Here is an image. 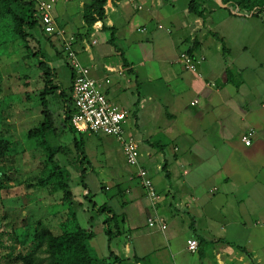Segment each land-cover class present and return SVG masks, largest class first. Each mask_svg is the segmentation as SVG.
<instances>
[{"label":"crops","instance_id":"obj_1","mask_svg":"<svg viewBox=\"0 0 264 264\" xmlns=\"http://www.w3.org/2000/svg\"><path fill=\"white\" fill-rule=\"evenodd\" d=\"M85 1L58 0V28L75 37L91 77H109V101L130 110L124 129L163 195L153 207L119 141L107 135L118 147L102 144L96 183L108 182L112 195L92 200L119 207L124 234L100 257L112 250L124 264H264V0H196L194 11L192 0H107L89 37ZM183 51L204 58L196 71L178 61ZM56 60L66 66L65 56ZM153 217L166 229L151 227ZM189 238L199 241L197 253L187 249Z\"/></svg>","mask_w":264,"mask_h":264},{"label":"rangeland","instance_id":"obj_2","mask_svg":"<svg viewBox=\"0 0 264 264\" xmlns=\"http://www.w3.org/2000/svg\"><path fill=\"white\" fill-rule=\"evenodd\" d=\"M36 36L42 50L51 58L52 64L57 68L62 82L69 86L71 71L66 66L57 65L58 62L53 51L40 31L36 33ZM52 38L53 41L58 40V44L55 43L57 47L62 46L58 37ZM1 40L4 42H0V70L3 76V84L0 89V139L10 140L13 146L8 156L0 162V170L8 171L15 168L17 171L13 181L0 182V264H9L4 256L8 251L7 246L15 243L17 250H22L30 242L36 225L39 223L49 226L53 232L60 234L62 222L71 218V215L69 204L62 199L63 193L53 191L52 185L49 183L45 186L41 185L40 180L46 176L47 157L36 141L27 138L28 131L38 125L43 118L38 100L40 92L38 81L40 80L37 77V59L28 56L29 51L18 37L9 33ZM35 43L37 42H33L31 45H38ZM51 109L56 113L58 124H60L59 119L63 112L59 99L52 98ZM83 138L85 139L84 150L88 156L87 161L92 164V167L85 173L84 182L92 190L89 198L95 197V201H100L102 197L112 195V191L106 189V186L109 185L108 182L105 185L100 179V182L96 183L103 156L102 144L109 141L113 144L114 150L117 149L118 144L113 137L107 136V134L90 131L86 132ZM51 142L54 145H63L64 152L60 153V158L69 170L76 200L82 203L79 206L77 203L73 205L72 211H77L78 220L83 226L93 222L91 229L96 233L99 245L94 240L89 242V246L92 253L100 257L102 252H106L108 249L107 245L113 248L120 239L114 238L106 243L105 238L108 239V237L104 234L102 221L99 220L101 215L88 209L89 203L84 198L86 191L82 185L83 179L80 172L82 165L77 160L72 134L67 133L60 137H53ZM88 162H85L86 168H88ZM91 168L95 170V173L91 172ZM1 177L4 176L0 175V179ZM97 184L102 190L101 193H98ZM109 204L116 213H120L119 207L113 202ZM105 217L104 215L103 219ZM149 227L144 224L142 229L150 230L151 227ZM105 245L106 249L103 247ZM36 264L44 263L37 261Z\"/></svg>","mask_w":264,"mask_h":264},{"label":"trees","instance_id":"obj_3","mask_svg":"<svg viewBox=\"0 0 264 264\" xmlns=\"http://www.w3.org/2000/svg\"><path fill=\"white\" fill-rule=\"evenodd\" d=\"M106 2L107 0L85 1L83 19L88 28L84 34L85 37H89L95 22L104 21V5ZM197 4L196 0H192L190 9L194 11ZM241 4V2H237L238 6H241ZM198 14H202V11H198ZM39 31L45 36L53 54H55V59L62 56L66 57L63 54L64 51H58L52 36L45 33L39 11L33 0H0V42H4L1 38L10 33V35H14L24 42L25 47L29 51V57L37 59V77L40 80L38 81L40 84L38 100L42 108L41 114L43 118L38 125L28 131L27 138L31 141H36L47 157L46 176L40 180L41 185L45 186L49 183L52 185L53 191H61L63 193L62 199L69 204L71 218L62 222V232L60 234L53 232L49 226L43 223L37 224L26 247L18 251L15 243H13L6 247L8 251L4 256L9 264H36L37 261L44 264H122L128 259L112 250H110L107 257L103 258L92 253L89 242L95 236V232L83 226L78 220L77 211H72L73 205L77 203L79 206L82 203L76 200L71 186L72 179L69 170L64 166L60 158V153L64 152L63 145H54L51 142L53 137H60L67 133L73 136L77 160L82 165L80 172L83 179L82 185L86 191L84 198L88 200L90 209L98 215L106 216L103 227L109 241L114 238H121L124 234L122 216L116 213L110 205L106 203L98 205L92 198H89L90 188L84 182V178L85 173L92 167V164L87 161L88 156L84 150L85 139L83 138L88 131H78L72 124V118L77 112L73 98L75 74L67 60L65 65L71 71V81L69 86L62 82L57 68L52 64L51 58L40 46V41L36 36ZM77 38L82 39L84 37L79 35ZM110 41L114 43V32H112ZM33 42H37L35 44L38 45H31ZM2 84L3 76L0 70V89ZM52 98L59 99L61 103L63 113L59 119L60 124H58L56 113L51 109ZM12 146L10 140L0 139V162L8 156ZM84 161L88 162V168H86ZM16 172L15 168L8 171L1 169L0 175L4 177H1L2 180L0 179V182L3 183L4 180L13 181Z\"/></svg>","mask_w":264,"mask_h":264},{"label":"built area","instance_id":"obj_4","mask_svg":"<svg viewBox=\"0 0 264 264\" xmlns=\"http://www.w3.org/2000/svg\"><path fill=\"white\" fill-rule=\"evenodd\" d=\"M39 11L43 29L47 35H58L63 41V51L71 68L74 71L73 98L77 108V112L72 118L73 126L81 132L90 131L93 133H101L111 135L117 138L121 145V150L125 156L126 163L130 167H135V172L131 178L135 176L140 179V183L145 188L146 193L153 207L162 200L161 195L150 176L149 171L140 165L141 152L139 142L131 133H126L124 124L129 119L130 110L115 105L109 101L103 90V86L110 81L109 77L95 79L90 76V69L82 63L78 52L74 47L75 37H66L64 32L58 28L56 18L54 16V8L58 0H33ZM105 6V5H104ZM191 26L190 39L195 40V32L197 26ZM203 57H196L189 51H183L178 61L183 64L186 69L196 71L198 66L203 61ZM123 74V69L118 71ZM198 100L193 101L197 103ZM140 106L145 107V99L140 102ZM256 131L250 129L243 134L242 141L246 145H251L253 136ZM191 203L186 202L185 206H190ZM151 227H158L165 230L167 224L163 217H153L149 219ZM187 249L191 253H197L199 250V241L196 238L187 240ZM258 264H261L259 261Z\"/></svg>","mask_w":264,"mask_h":264}]
</instances>
